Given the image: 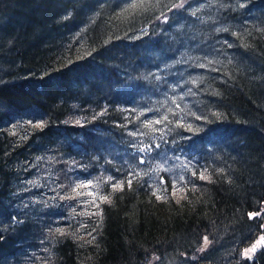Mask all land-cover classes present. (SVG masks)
I'll return each mask as SVG.
<instances>
[{
    "label": "trees",
    "instance_id": "16d2710c",
    "mask_svg": "<svg viewBox=\"0 0 264 264\" xmlns=\"http://www.w3.org/2000/svg\"><path fill=\"white\" fill-rule=\"evenodd\" d=\"M263 225L264 0H0V264H264Z\"/></svg>",
    "mask_w": 264,
    "mask_h": 264
},
{
    "label": "rangeland",
    "instance_id": "374dc122",
    "mask_svg": "<svg viewBox=\"0 0 264 264\" xmlns=\"http://www.w3.org/2000/svg\"><path fill=\"white\" fill-rule=\"evenodd\" d=\"M24 123L28 122H26L25 119L19 118L14 127L19 129L20 127H23ZM12 131L14 133L16 130ZM34 165V163L30 162L22 164L23 168H21L22 170L18 174L19 177L14 184L13 191L7 202V210L6 213H3V217H6L9 213H11V218L14 220L17 215L23 216L30 211L41 208L46 199H48L47 196H43L45 195L44 192L46 190L44 185L46 183L45 177H49L51 179V174L44 169L36 168ZM28 170L33 172V176L30 178L27 176ZM80 184L82 185L81 187H83L84 191H86L85 196H91L93 198L98 196V190H95V188L92 187V185H94L93 182L80 181ZM56 199L61 200L62 197L58 195ZM53 202L54 200L52 199V203ZM262 237H264V225L254 240H252V242L242 250L241 256L250 258L259 250L264 249V240L261 239ZM253 246H255V251L245 254L246 250L253 248Z\"/></svg>",
    "mask_w": 264,
    "mask_h": 264
},
{
    "label": "snow or ice",
    "instance_id": "6c2138e0",
    "mask_svg": "<svg viewBox=\"0 0 264 264\" xmlns=\"http://www.w3.org/2000/svg\"><path fill=\"white\" fill-rule=\"evenodd\" d=\"M115 187H118V185ZM261 239L264 240V237H262ZM254 251H255V246H253V248H251V249L246 250L245 254H247L248 252H254Z\"/></svg>",
    "mask_w": 264,
    "mask_h": 264
}]
</instances>
